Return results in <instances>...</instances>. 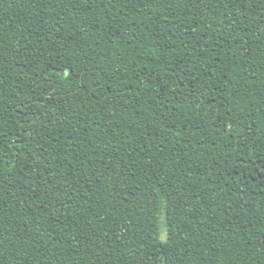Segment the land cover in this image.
Masks as SVG:
<instances>
[{
    "label": "trees",
    "instance_id": "16d2710c",
    "mask_svg": "<svg viewBox=\"0 0 264 264\" xmlns=\"http://www.w3.org/2000/svg\"><path fill=\"white\" fill-rule=\"evenodd\" d=\"M0 264H264V0H0Z\"/></svg>",
    "mask_w": 264,
    "mask_h": 264
},
{
    "label": "rangeland",
    "instance_id": "374dc122",
    "mask_svg": "<svg viewBox=\"0 0 264 264\" xmlns=\"http://www.w3.org/2000/svg\"><path fill=\"white\" fill-rule=\"evenodd\" d=\"M165 237H166V231H165V228H164V226H161V229H160V239H161L162 241H164V240H165Z\"/></svg>",
    "mask_w": 264,
    "mask_h": 264
}]
</instances>
